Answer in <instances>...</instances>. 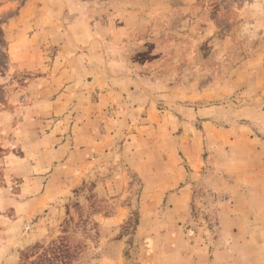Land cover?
<instances>
[{"label": "rangeland", "instance_id": "obj_1", "mask_svg": "<svg viewBox=\"0 0 264 264\" xmlns=\"http://www.w3.org/2000/svg\"><path fill=\"white\" fill-rule=\"evenodd\" d=\"M255 98L264 0H0V131L34 135L0 161L48 180L0 165V264L66 227L79 264H264V201L226 156Z\"/></svg>", "mask_w": 264, "mask_h": 264}, {"label": "crops", "instance_id": "obj_2", "mask_svg": "<svg viewBox=\"0 0 264 264\" xmlns=\"http://www.w3.org/2000/svg\"><path fill=\"white\" fill-rule=\"evenodd\" d=\"M240 130H241L240 127L235 126V130L232 129V132L233 133L237 132L238 138L236 139L239 140L241 138L243 140L242 143H244L245 145L241 148L233 147L231 150H228L226 153L227 157L237 156L239 157L238 160L241 159L243 161L242 168L233 169L234 172H236L234 175L236 176L235 186L244 190V192L242 193L240 192L241 195L242 194L246 195V193L254 191L255 193L251 192V194L253 195L255 194V201L257 200L264 201V101L262 102V101H259L257 98H255V139H252L251 135L250 136L248 135L249 131L248 132L243 131L242 134H238ZM243 130H246V129L244 128ZM1 132L2 131H0V145L1 146L3 147L9 146V145L16 146L22 143L24 150L33 151V148L31 146L28 145L25 147V145L28 144V141L34 135L32 134L31 131H29L28 127H26L23 123L21 124V122H19L18 124H16L11 138L6 137L5 133L3 134ZM37 139L39 143L42 142V140L44 142V138L39 137ZM27 157L28 156H25V157L17 156L13 153V151L9 153L8 152L5 153L3 155V161H2L3 163L0 161V165H4L5 167H7L5 168V170H7V174L5 177H13V174L19 177L22 176L24 178L29 177V179L34 180V183L37 182L36 186L34 185L35 191L39 189L41 190L43 189L45 191L46 186L48 184L46 182L48 181L47 177L41 176V175L38 176L37 178L30 177V175H28V172L26 171L28 170L32 171L31 168L35 167V160H30ZM26 160L29 162L28 165L25 164ZM46 162L47 161H46V155H45V162L42 165L43 167H45V171H44L45 174L47 171L51 169L52 160L49 164H47ZM231 176H232V173H231ZM222 184L223 186L233 185V183L231 184L227 180L223 181ZM224 188L225 190H228V187H224ZM8 189L9 187H6L5 185H0V198L3 197L5 198V200H8L9 201L8 205H10L11 204L10 201L12 202V197H11V192H9ZM229 195H231V193H229ZM17 204L19 205L20 202ZM20 205L24 206V208H26L25 206H27L26 204L22 202Z\"/></svg>", "mask_w": 264, "mask_h": 264}, {"label": "trees", "instance_id": "obj_3", "mask_svg": "<svg viewBox=\"0 0 264 264\" xmlns=\"http://www.w3.org/2000/svg\"><path fill=\"white\" fill-rule=\"evenodd\" d=\"M66 228L62 230L63 234L49 241H38L24 249L19 264H79L83 244L69 235Z\"/></svg>", "mask_w": 264, "mask_h": 264}]
</instances>
